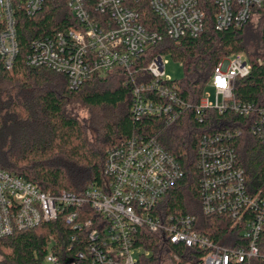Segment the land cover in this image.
Returning a JSON list of instances; mask_svg holds the SVG:
<instances>
[{"label": "built area", "instance_id": "1", "mask_svg": "<svg viewBox=\"0 0 264 264\" xmlns=\"http://www.w3.org/2000/svg\"><path fill=\"white\" fill-rule=\"evenodd\" d=\"M43 4L44 0H0V70L15 66L23 19L35 18ZM66 4L76 26L32 39L25 56L28 67L66 76L71 90L94 76L123 69L133 76L131 112L136 120L162 118L169 126L187 110H193L200 123L208 111L240 117L212 123L197 148L202 213L222 218V242L198 232L195 216L169 213L165 198L184 171L155 137L140 135L108 150L104 179L80 196L43 192L0 168V239L63 215L64 224L75 232L67 248L69 264H144L154 251L169 264H264V189H249L233 146L244 130L264 143V103L236 98L237 81L252 72L248 57L239 53L221 58L207 87L215 91V100L204 91L196 106L179 97V87L166 75L165 56L155 55L140 67V58L164 37L197 38L211 4L218 32L240 30L250 23L264 26V0H66ZM147 9L162 31L145 24L142 11ZM140 229L158 238L149 243L151 249L140 246L145 241ZM59 262L52 241L43 264Z\"/></svg>", "mask_w": 264, "mask_h": 264}, {"label": "trees", "instance_id": "2", "mask_svg": "<svg viewBox=\"0 0 264 264\" xmlns=\"http://www.w3.org/2000/svg\"><path fill=\"white\" fill-rule=\"evenodd\" d=\"M212 7L211 4V10L205 11V28L197 38L175 41L164 37L140 58V67H146L155 55L170 56L182 63L185 77L175 80L179 97L196 106L220 59L243 53L252 64V72L237 81L236 98L263 104L264 26L250 23L240 30L218 32ZM142 15L148 27L162 31L152 12L147 9ZM76 24L66 0H44L35 18L23 19L18 32L21 54L12 70H0V168L37 185L43 192L55 195L67 191L80 196L90 185L104 179L108 150L137 135L155 137L184 171V177L165 198L169 213L195 216L198 232L222 242V218L202 213L197 148L212 123L222 119L240 121V117L232 114L221 117L208 111L206 121L200 123L194 111L187 110L169 126L162 118L136 120L131 112L133 76L123 69L94 76L71 90L66 76L26 65L25 56L32 39ZM145 77L150 79L146 74ZM75 104L87 108L89 117L80 119L73 112ZM233 146L249 189L252 192L264 189V143L244 130ZM74 233L64 224L63 215L33 230L16 232L0 239V264H43L52 241L60 256L59 264H69L67 248ZM139 233L145 238L140 243L145 249H151L149 243L158 242L147 229H140ZM156 254L154 251L143 263L159 264Z\"/></svg>", "mask_w": 264, "mask_h": 264}, {"label": "rangeland", "instance_id": "3", "mask_svg": "<svg viewBox=\"0 0 264 264\" xmlns=\"http://www.w3.org/2000/svg\"><path fill=\"white\" fill-rule=\"evenodd\" d=\"M165 72L166 75L172 80H182L185 77V69L182 63L175 61L170 56H165ZM206 94L210 95L211 100H215V91L212 88L205 90ZM73 112L79 116L80 119H86L89 117V111L81 104H75L72 106ZM159 264H169L167 259L164 257L161 259Z\"/></svg>", "mask_w": 264, "mask_h": 264}, {"label": "snow or ice", "instance_id": "4", "mask_svg": "<svg viewBox=\"0 0 264 264\" xmlns=\"http://www.w3.org/2000/svg\"><path fill=\"white\" fill-rule=\"evenodd\" d=\"M221 83H223V81H221Z\"/></svg>", "mask_w": 264, "mask_h": 264}]
</instances>
